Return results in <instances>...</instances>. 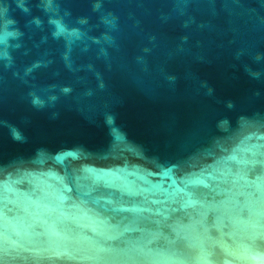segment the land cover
Instances as JSON below:
<instances>
[{
	"label": "water",
	"instance_id": "1",
	"mask_svg": "<svg viewBox=\"0 0 264 264\" xmlns=\"http://www.w3.org/2000/svg\"><path fill=\"white\" fill-rule=\"evenodd\" d=\"M6 2L0 264H264V0Z\"/></svg>",
	"mask_w": 264,
	"mask_h": 264
},
{
	"label": "clouds",
	"instance_id": "2",
	"mask_svg": "<svg viewBox=\"0 0 264 264\" xmlns=\"http://www.w3.org/2000/svg\"><path fill=\"white\" fill-rule=\"evenodd\" d=\"M13 3L16 5V9H19L24 14H30V8L26 4V0H13ZM38 7H42L43 10L49 13L48 24L52 28L51 35L54 39L63 38L68 46L69 51H71V46L81 38V32L77 28H69V26L65 23L63 17L58 15V5H53V0H45L43 5H38ZM94 10H98L100 5L96 4L93 6ZM15 11L7 2L3 5V28L0 31V61L4 62V66L6 68H11L13 66V56L12 51L18 49L20 44L18 43L20 37L23 35L17 25V21L13 17L12 13ZM65 15H70V13H65ZM83 19L79 20L78 23H85ZM107 22V21H105ZM29 25H36L37 27H41L43 21L39 17H33L30 20ZM99 43V41H96ZM27 71H30L27 70ZM64 92H67L68 89H63ZM32 96V104L34 106L42 107L44 106L45 101L42 100L35 93L30 94ZM57 99L56 96H50L49 100L55 101ZM13 136L16 139L20 138L19 133L13 129Z\"/></svg>",
	"mask_w": 264,
	"mask_h": 264
}]
</instances>
